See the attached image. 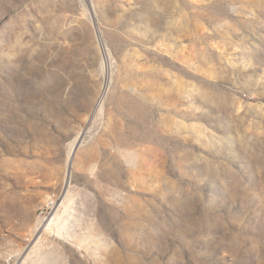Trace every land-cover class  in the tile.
Masks as SVG:
<instances>
[{
  "label": "rangeland",
  "instance_id": "374dc122",
  "mask_svg": "<svg viewBox=\"0 0 264 264\" xmlns=\"http://www.w3.org/2000/svg\"><path fill=\"white\" fill-rule=\"evenodd\" d=\"M0 264H264V0H0Z\"/></svg>",
  "mask_w": 264,
  "mask_h": 264
},
{
  "label": "bare ground",
  "instance_id": "6f19581e",
  "mask_svg": "<svg viewBox=\"0 0 264 264\" xmlns=\"http://www.w3.org/2000/svg\"><path fill=\"white\" fill-rule=\"evenodd\" d=\"M78 139H76L75 140V142L73 143V145H72V148H71V152H70V157H69V165H72V160H71V156L73 155V150H74V147H76L77 146V144H78ZM68 176H69V174H67ZM51 222H53V217H50V218H48V220L46 221V223H45V225H48V224H50Z\"/></svg>",
  "mask_w": 264,
  "mask_h": 264
}]
</instances>
